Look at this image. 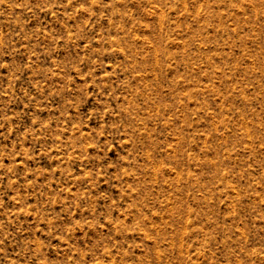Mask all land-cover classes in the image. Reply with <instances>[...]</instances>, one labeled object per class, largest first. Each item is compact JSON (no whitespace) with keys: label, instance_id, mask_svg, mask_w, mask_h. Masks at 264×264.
Instances as JSON below:
<instances>
[{"label":"rangeland","instance_id":"374dc122","mask_svg":"<svg viewBox=\"0 0 264 264\" xmlns=\"http://www.w3.org/2000/svg\"><path fill=\"white\" fill-rule=\"evenodd\" d=\"M0 264H264V0H0Z\"/></svg>","mask_w":264,"mask_h":264}]
</instances>
